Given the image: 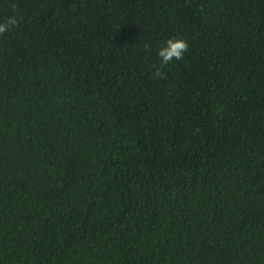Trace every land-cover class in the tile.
<instances>
[{"label":"trees","instance_id":"1","mask_svg":"<svg viewBox=\"0 0 264 264\" xmlns=\"http://www.w3.org/2000/svg\"><path fill=\"white\" fill-rule=\"evenodd\" d=\"M13 4L0 264H264V0Z\"/></svg>","mask_w":264,"mask_h":264},{"label":"clouds","instance_id":"2","mask_svg":"<svg viewBox=\"0 0 264 264\" xmlns=\"http://www.w3.org/2000/svg\"><path fill=\"white\" fill-rule=\"evenodd\" d=\"M13 15L7 17L3 22H0V36H3L6 32L11 30L13 27L18 26L22 17L17 11V6L12 5ZM189 51V43L183 38H169L166 41V46L161 47L158 51L160 57V67L155 72L156 77L163 78L162 69L164 66L169 65L174 60H182L184 54Z\"/></svg>","mask_w":264,"mask_h":264}]
</instances>
